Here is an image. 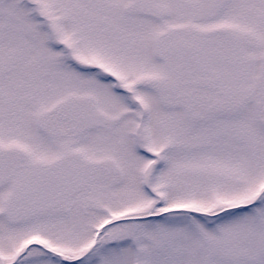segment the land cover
<instances>
[{
  "label": "snow or ice",
  "instance_id": "6c2138e0",
  "mask_svg": "<svg viewBox=\"0 0 264 264\" xmlns=\"http://www.w3.org/2000/svg\"><path fill=\"white\" fill-rule=\"evenodd\" d=\"M0 264H264V0H0Z\"/></svg>",
  "mask_w": 264,
  "mask_h": 264
}]
</instances>
